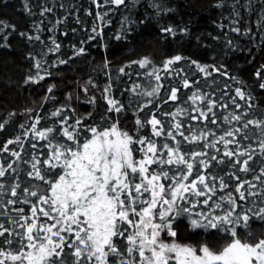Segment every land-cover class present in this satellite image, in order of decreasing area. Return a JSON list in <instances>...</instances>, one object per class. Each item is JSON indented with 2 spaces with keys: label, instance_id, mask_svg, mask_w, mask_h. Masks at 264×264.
I'll list each match as a JSON object with an SVG mask.
<instances>
[{
  "label": "snow or ice",
  "instance_id": "6c2138e0",
  "mask_svg": "<svg viewBox=\"0 0 264 264\" xmlns=\"http://www.w3.org/2000/svg\"><path fill=\"white\" fill-rule=\"evenodd\" d=\"M93 2L101 7L97 0ZM105 2L117 7L125 4V0ZM97 15L103 19L99 13ZM181 31L186 32V29ZM92 32L95 35L91 39L101 35L96 27ZM163 32L177 35V29L171 26L164 27ZM121 38L120 35L115 37ZM53 44L55 50L60 49L61 45L55 40ZM84 52V48H79L76 54ZM182 59L185 58L180 55L168 59L163 70L173 71L171 66ZM132 63L147 68L151 61L143 58ZM191 63L205 80L213 72L227 75L214 65H201L195 60ZM35 67V77H29L33 83L45 78L40 74L39 61ZM120 72L124 73V68ZM147 75L154 76L157 83L142 95L158 98L163 87L159 83L162 77L155 69ZM256 76L264 81L261 72ZM195 84L199 81L190 83L183 78L182 88L190 89ZM139 87L134 85L130 91L141 94L137 92ZM259 87L264 89V82ZM52 90L49 87L48 92ZM110 90L111 85L104 89L105 93ZM180 91L181 88L171 87L163 103L177 102ZM236 97L246 102L252 100L251 94L246 95L237 88L231 99L236 110L241 107ZM189 100L191 112L177 108L173 113H163L171 117L170 125L155 113H149L147 117L136 116L134 130L121 126L119 114L125 111V106L111 96L107 97L106 111L113 115L102 117L101 122L89 124L85 123L86 118H77L70 123V117H62L59 127L38 130L40 119L37 118L29 127L37 141L46 142L47 152L43 159L33 155L30 161L23 163L30 165L27 176L39 183L22 187L16 182L7 189L0 183V195L11 197L6 204L28 205L30 213L25 214L23 207L15 209L18 219L10 223L16 228L0 223V264H264V233L257 237L250 225L253 218L264 221V206L250 199L259 197L260 205H264V116L259 120L245 119L249 116L247 111H230L222 117L223 122L241 126L230 127L217 137L207 124L216 125L214 110L226 109L228 105L219 104L210 94H200L199 90L192 92L183 103ZM89 102L94 103V100ZM144 107L148 104L139 111L143 112ZM247 107L252 108L253 104L247 103ZM185 112H189L186 120L200 121L205 127L197 129L190 123L185 126L177 119ZM193 112L198 115H192ZM52 115L61 117V111ZM88 115L90 117L91 113ZM6 123H0V130ZM250 126L259 129L260 134L262 164L259 175L253 176L260 185L258 191L257 183L238 175L255 172L251 162L257 150L251 144L242 143L250 139L245 131ZM14 143L21 144V138L9 139L0 145V151L10 152L16 158L6 167L0 164V179L9 171L15 172L13 164L21 160L20 152L9 149ZM188 145L199 146V150ZM31 147L36 148L37 144ZM204 149L214 150L219 155ZM213 162L224 168L211 171ZM229 168L236 171H226ZM225 175L236 181L231 191ZM218 192L224 194L217 196ZM201 205L207 211H193ZM182 216L188 219L193 230L214 229L217 235L223 233L225 242L216 247L214 236L199 246L179 242L176 221Z\"/></svg>",
  "mask_w": 264,
  "mask_h": 264
},
{
  "label": "trees",
  "instance_id": "16d2710c",
  "mask_svg": "<svg viewBox=\"0 0 264 264\" xmlns=\"http://www.w3.org/2000/svg\"><path fill=\"white\" fill-rule=\"evenodd\" d=\"M97 2L101 7H97L93 0H0V123L7 121L4 129L0 130V145L17 137L22 141L21 144L9 145L10 151L21 153V160L13 164L15 172L9 171L0 179L6 189L16 182L22 187L39 183L27 176L30 165L23 163L24 160L30 161L33 155L43 159L47 152L46 142L37 141L29 127L37 118L40 119L38 130L59 127L62 117H70V123L77 118H86L85 123L89 124L101 122L102 117L113 115L106 111L108 96L125 106L119 120L121 126L129 130L135 129L136 116L147 117L149 113H155L162 122L170 125L173 122L171 117L163 113H173L177 108L191 112V101H183L198 90L200 94H210L219 104L228 105L226 109L218 107L214 110L216 125L207 124L217 137L230 127L241 126L235 122L232 125L223 122L222 117L230 111H247L249 116L245 119L259 120L264 116V89L259 87L264 81L256 76L258 71L264 74V0H125V4L119 7L105 0ZM167 26L177 29V35L164 33L163 28ZM93 27L101 33L95 39H91L95 35ZM184 29L186 32L181 31ZM117 35L122 38L115 39ZM37 36L39 40L35 38ZM53 40L61 45L59 50H55ZM79 48L85 49L81 55L76 54ZM176 55L185 59L172 65L173 71L165 72L164 63ZM143 58L151 61L147 68L132 63ZM62 60L66 63H61ZM193 60L201 65H214L227 75L213 72L205 80L191 63ZM37 61L42 66L40 74L45 78L33 83L29 77H35ZM121 68H124V73L120 72ZM154 69L162 77L159 83L163 87L158 98L142 95L157 83L154 76L147 75ZM209 71L212 72V68ZM183 78L189 79L190 83L198 80L199 84L183 89ZM108 85H111V90L105 93ZM134 85L140 86L137 92L141 94L130 91ZM49 87L53 89L51 93L48 92ZM171 87L181 88L179 100L163 103ZM237 88L252 96L248 102L236 97L241 105L239 110L231 103ZM247 103H252L253 107L248 108ZM145 104L148 107L140 112ZM55 111H61V117L53 116ZM189 112L177 119L182 120L185 126L190 123L197 129L204 128L200 121L185 119ZM245 131L250 139L242 143L251 144L257 150L251 162L255 172L238 175L257 183L258 191L260 185L253 176L259 175L262 164L259 129L250 126ZM157 139L171 143L163 138ZM33 143L37 144L36 148L31 147ZM188 147L199 150V146ZM217 147L223 148L222 145ZM204 150L219 155L214 150ZM15 160L10 152L0 151V164L5 167ZM213 164V172L224 168V165ZM226 171L235 172L236 168ZM225 179L232 186L228 189L231 191L236 181L226 175ZM223 194L218 192L217 196ZM10 198L0 195V213H3L0 214V223L16 228L10 223L12 219H18L15 209L23 207L25 214L30 213L28 205H7ZM250 199L255 200L258 206H264L260 205L259 197ZM240 203L248 207L244 202ZM193 211L207 209L201 205ZM176 224L179 225L177 240L181 243L199 246L210 236L215 237L213 243L216 247L225 242L223 233L217 235L214 229L193 230L184 216L178 218ZM250 225L257 237L264 233V221L253 218Z\"/></svg>",
  "mask_w": 264,
  "mask_h": 264
},
{
  "label": "rangeland",
  "instance_id": "374dc122",
  "mask_svg": "<svg viewBox=\"0 0 264 264\" xmlns=\"http://www.w3.org/2000/svg\"><path fill=\"white\" fill-rule=\"evenodd\" d=\"M170 239V238H169Z\"/></svg>",
  "mask_w": 264,
  "mask_h": 264
}]
</instances>
